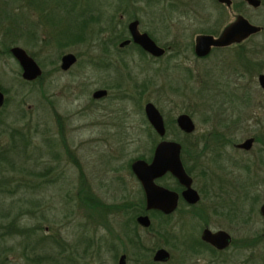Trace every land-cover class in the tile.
Segmentation results:
<instances>
[{
    "label": "rangeland",
    "instance_id": "obj_1",
    "mask_svg": "<svg viewBox=\"0 0 264 264\" xmlns=\"http://www.w3.org/2000/svg\"><path fill=\"white\" fill-rule=\"evenodd\" d=\"M4 1L0 0V90L5 89L4 103L0 106V153L11 143L6 124H28L33 141L21 154L23 157L15 151L8 155L9 160L16 162L17 170L21 166V172L10 166H5L2 171L13 179L9 181L8 191H0V213L11 211L6 217L0 216V264H55L57 256L61 264H70L68 259L73 246L76 245L80 256H84L81 249L88 243L87 264H117L121 253L127 255V264H264V218L259 214V205L264 202V183L254 178L252 183L250 176V184H243L241 180L246 170L240 166L231 165L233 167L229 168L237 180L234 187L237 192L224 203L212 204L213 199L203 198L199 205L204 211L202 216L195 213L194 217L177 220L183 215H175L172 218L171 222L178 221L173 225L177 238L174 242L166 239L162 217L150 215L154 229L145 230L136 223L138 235L130 239L137 241L138 238L140 243L131 245L126 232L136 227L130 220L133 210L129 207L107 208L101 212L100 209L94 212L95 219L92 220L93 211L84 207L77 195L81 167L86 184L104 203L129 205V201L135 198L140 204L141 190L131 175L130 163L136 158L150 159L160 140L146 120L144 103L152 101L165 119L176 117L180 112L189 113L197 126L196 135L203 126L201 111L194 104L196 75H202L206 68L214 65L216 57L229 51L198 60L189 48L185 63L192 65L193 76L190 77L181 71L165 72L163 67L171 64L166 58L143 59L135 47H126L135 61V66L130 68L131 77L123 81L120 91L111 88L105 100H94L92 91L103 83H110L111 75L102 74L96 64L89 62L90 56L97 61L101 54L97 38L99 25L87 23L85 27L79 25L77 19L82 7L95 6L98 0H89L90 4L88 0H76L66 7L60 0L59 10L62 7L67 9L66 14L59 11L58 16L57 13L54 15L55 27L39 21L36 9H23L20 5L9 7ZM99 1L113 3V0ZM147 1L121 2L128 14L133 9V2L138 3L143 28L156 31L161 43L177 39L186 45L190 41L192 45L195 35L209 33L210 29L218 34L237 13L264 27V0L256 8L243 0H233L232 9L215 0H151L152 6L147 5ZM71 7L75 9L74 13ZM163 17L166 20L163 21ZM80 26L85 27L86 32L80 37H72ZM92 34L95 38L91 42L88 37ZM16 45L24 48L42 69V74L34 81L28 82L21 77V68L10 52V48ZM247 46L250 62H263L264 29L261 35L251 37ZM7 48L9 52L5 50ZM66 52L74 53L77 62L64 72L59 69V62ZM260 72H264V68L258 72L251 69L249 73L251 97L247 101L249 118L244 127L249 133L257 129L254 120L260 119L264 124V90L257 84ZM136 84H143V89ZM118 92H121L120 96ZM19 110H24L27 116L18 119ZM166 138L187 148L184 156L196 174L198 168L193 166L195 150L192 148L194 137L186 138L174 131ZM68 153L74 154L79 167ZM230 155L233 161H242L241 153L232 152ZM253 162L250 160V174L264 175V168L253 166ZM45 168H49L45 177L29 173V170L44 171ZM24 181L38 182L42 186L24 189L21 185ZM30 199L38 202L31 203ZM222 203L225 208L221 207ZM13 219L16 228L22 229L24 234L15 232L16 228H12L14 231L9 234H2ZM205 223L211 229H224L231 235L232 243L227 249L219 253L200 245L199 235ZM158 247L169 249L172 260L153 262L152 254ZM78 259L82 261L81 257Z\"/></svg>",
    "mask_w": 264,
    "mask_h": 264
},
{
    "label": "flooded vegetation",
    "instance_id": "obj_2",
    "mask_svg": "<svg viewBox=\"0 0 264 264\" xmlns=\"http://www.w3.org/2000/svg\"><path fill=\"white\" fill-rule=\"evenodd\" d=\"M75 1L76 0H62V2L60 0L58 1L57 0H5L4 3L9 5V7L10 5L13 6L20 5L23 9L25 8L36 9L37 10L36 13L39 17V21L48 23L50 24V26L55 27L57 25V21L55 20L54 15L57 13L58 16L59 11H62V13L66 14L65 9H67L62 7L59 10L58 7L59 2L62 3L61 5H64L66 7V6H71V4L75 3ZM121 1L123 0L120 1L113 0V3L111 2L112 4H108V3L106 4L105 2L98 0L96 1L95 6L82 7V9L78 13V15H80L79 16L80 18L77 19L79 25H85V27L87 23L99 25L100 30L97 38L100 41L98 49L101 51V54L99 55V57H97V61L96 58L90 56L89 62L96 64L101 69L102 74H110L111 77L109 79L110 81L112 80L110 83H103L100 88H96L92 91L91 96L92 99L94 100H105L109 96V91L111 88H117L120 91L124 83L123 81L126 79L128 80V76L131 77L130 68L133 65L135 66V61L131 56V54H129L128 51L125 50L126 47H130V46L135 47L138 50V52L141 54V58L143 59L150 58L151 61H153V60H160L166 58L167 63H171V64L167 65V67H163L165 72L172 70L181 71L184 72L185 74H189L190 77L193 76L192 65L190 63L187 64L185 63V58L187 57L186 51L189 48L191 49L193 56L198 60L207 59L209 56H213L218 52L223 53L229 51L228 54H223L220 57L218 58L216 57L213 60L214 65L210 67L212 70H210V68H206L203 71L202 75L195 74L196 76H198V79L197 77L195 78L196 86L195 88H193L195 90L194 104L195 106L199 107V110L201 111L199 112L203 119V126H201V129L197 131L196 135L194 133L196 132L197 126L189 113L180 112L179 114L176 115V117L165 119L163 113L158 108L159 112L162 115L164 127H165V132L163 137H159L160 140L167 139L166 138L167 135H170L174 131H177L178 133H182L186 138L194 137L192 141L194 146L192 148L195 150L193 155V159H194L193 166L198 168L196 174L195 172L194 173L192 172L193 168L190 167L189 165L190 162L188 161V158L184 156L185 153L187 152V148L184 149V147L179 142L178 143L180 144L179 156L182 166L185 172L191 178L190 186L194 191H196L198 199L193 203L189 202L183 194L184 191L186 190V186L181 184L180 181L170 171H166L163 175L156 177L154 181L156 184L161 185L164 188H167L168 190H171L177 194V201L175 207L167 212L158 209H146V197L144 190L138 178L131 169L132 162L130 163L131 175L139 183L141 190L140 200H142L144 203L142 208L140 207L137 208L136 205L134 206L135 222L137 223L138 227H141L142 229L146 230L149 229L153 223L150 215L161 216L163 220L164 230L166 233L165 234L166 239L169 242L170 241L174 242L177 240V238L173 231V225L177 224L178 223L177 220L182 219V217L185 216L194 217L197 214H200L201 212L204 213L203 209L199 207V205L202 203L203 198L213 199L212 204H216L219 201L224 203L225 200L228 199L232 193L237 192L234 189L235 184L237 185V180L229 171V168L233 167L231 165H234L235 167L240 166L241 168H244L246 170L244 177L241 180L243 184L244 183L250 184L249 182L250 176L252 177L251 178L252 183H253L252 181L253 178L258 182L264 183V175L261 176L256 173L251 175L249 170L250 160L254 161L252 163L253 166L258 165L262 170L264 168V124L260 119H259L260 121L254 120V122L257 124V129L255 131H251L253 133H249V129L245 130L244 128L249 118V107H248L249 104L247 103V101L250 100L251 97V94L248 90V87L250 85L249 73L251 69L258 72V70L260 71L261 68H264V64H263L264 61L261 62L257 60L252 63L250 62L249 47L248 46L246 47V45L248 44V41L250 40L251 37L256 35H261V31H263L264 27L259 25L261 27V30L259 32L251 34L247 38L242 39L241 41L232 42L224 46H212L208 54L200 56L195 53V38L198 34L195 35L192 45L190 44V41H188L186 45L183 40H177V39H174L168 43H163V42L161 43V41L158 40L155 34L156 31L154 33L153 30L149 31L143 28L142 16L138 12L141 11V7L136 5L138 3L134 4L133 2V6H132L133 9L132 11H130V14H128L125 4H123ZM150 1L151 0L147 1L146 4L152 6L153 3ZM215 1L217 2V0ZM243 1L248 4L246 0ZM260 1H261L260 2L261 5L262 0ZM89 2L90 1L88 0V3ZM219 4L225 5L223 3H219ZM234 5L235 4L233 0H231L230 6L225 5V7H227L228 9H232ZM71 8H72V13H74L75 9L73 7ZM238 14L241 13H237L236 15ZM125 15H127V17ZM164 20H166L165 17H163V21ZM231 21H229L227 24H229ZM132 24L135 25L134 27L137 29V31H139V33H146L158 46H160L163 49V52L156 55L145 50L140 44L136 43L133 40V35L131 33ZM85 27H83L84 32H86V30H84ZM215 32L216 31H214V33H206V34H212L214 36H217L220 33L219 32L218 34H215ZM199 34H203V33H199ZM94 38H95L94 34L88 37L89 41L94 40ZM232 49H236V50L234 51ZM67 53H72V52L63 53L60 57V62H59V69L64 72L68 71L77 62V56L73 53L76 57L75 62L68 69H63L61 67L62 64L61 58L63 55ZM121 74H123L124 76L122 77ZM260 74H264V72L258 73L257 84L259 88L264 90V86L259 81ZM136 86L141 87L144 85L136 84ZM141 89L143 88L141 87ZM97 90H105V93L102 96L95 98L93 97V93ZM117 94H119L120 96L121 92H118ZM147 102H152V101H146L144 105ZM143 111H144V107H143ZM183 113L188 114L191 117L194 124V129L192 131H185L179 127L177 123V118L180 114ZM144 115H145V111H144ZM147 122L149 123L148 120ZM149 125L152 128V131L156 133L150 123ZM111 132H114V129H111ZM249 139L251 140L250 146L247 147L241 146L245 141ZM167 140H171V139H167ZM255 145H257L256 149H255ZM232 152L241 153L242 161L241 162L233 161L232 156L230 155ZM152 155L150 159L148 160L145 159V160L149 162L152 158ZM250 156H252V158H250ZM245 190L246 189H244V192H246ZM129 202L137 204V200H135V198L133 200H130ZM223 203L222 206L220 205L221 207L225 206ZM263 204L264 202H262L259 205V214L264 218V216L261 214L260 211V208ZM195 213L197 214L194 215ZM140 215H147L149 217L150 224L148 227H144L138 223L137 218ZM175 215H183V216L171 222L172 218ZM200 215L202 216L203 214L201 213ZM205 229H210L213 232L219 229H215V230L211 229L205 223L204 225L202 224V228L199 235L200 240L203 243L208 244L211 247L215 248L212 244L202 239V233ZM133 233L134 232H129V236H132ZM137 235L138 232H136V236ZM263 235H264V230H263ZM231 243H232V237L230 235V243L226 247V249L230 246ZM158 248H156L153 251L152 254L153 262L167 263L172 260L170 250L165 247H162L168 251L169 257L164 261H155L153 257L155 251ZM125 256L127 263V255L125 254Z\"/></svg>",
    "mask_w": 264,
    "mask_h": 264
},
{
    "label": "water",
    "instance_id": "obj_3",
    "mask_svg": "<svg viewBox=\"0 0 264 264\" xmlns=\"http://www.w3.org/2000/svg\"><path fill=\"white\" fill-rule=\"evenodd\" d=\"M249 5L256 8L260 5V0H246ZM230 6L231 0H217ZM131 25V33L133 40L140 44L145 50L160 54L163 49L158 46L146 33H139L137 29ZM261 30L259 25L251 23L246 17L241 14L235 16L234 20L227 24L219 33L214 36L212 34H198L195 38V53L203 56L209 53L212 46H224L232 42H238L247 38L249 35L257 33ZM12 56L18 61L21 67V76L24 80L32 81L42 74V69L35 59L29 55L26 50L20 46H12L10 48ZM76 60L73 53H67L62 56L61 67L68 69ZM259 81L264 86V74L259 75ZM105 90H97L93 93V97L102 96ZM4 102V94L0 90V106ZM145 115L147 120L154 128L159 137H163L165 132L164 122L158 108L152 103L147 102L144 105ZM177 123L182 130L192 131L194 124L188 114H180L177 118ZM251 140L245 141L241 146H250ZM180 144L174 140L161 139L155 146L151 160L148 162L145 159L137 158L131 163V169L138 178L146 197V209H158L164 212L172 210L177 201V194L161 185L155 183L154 179L163 175L166 171H170L181 184L186 186L184 196L191 203L198 199L196 191L190 184L191 178L185 172L180 156ZM261 214L264 216V204L260 208ZM139 224L148 227L150 219L147 215H140L137 218ZM202 239L212 244L217 250L225 249L230 243V234L222 229L215 232L210 229H205L202 233ZM169 257V253L164 248H158L154 253L155 261H164ZM117 264H127L126 256L122 253L118 257Z\"/></svg>",
    "mask_w": 264,
    "mask_h": 264
},
{
    "label": "trees",
    "instance_id": "obj_4",
    "mask_svg": "<svg viewBox=\"0 0 264 264\" xmlns=\"http://www.w3.org/2000/svg\"><path fill=\"white\" fill-rule=\"evenodd\" d=\"M76 30H78V32L73 33L72 37H78V36L80 37L84 33L82 26L78 27ZM208 32L209 33H214V30L210 29V30H208ZM5 50L7 52H9L8 48L5 49ZM2 90H3V92L5 91V89H2ZM26 116H27V114L25 113L24 110H21V111L19 110L18 115H17L18 119L25 118ZM0 122H1V119H0ZM6 126L9 127L8 128V132H9V138H10V142L11 143H10V145L5 146L4 149H2L1 153H0V159H1V162H2V163H0V165H2V168H0V173H1L0 174L1 175L0 176L1 177L0 178V191H2V190L8 191L9 189H7L8 188L7 186L9 184V181L13 179V178L11 179L10 177H6L2 173V171L5 168V166H10V167H12V169L17 170L16 162L9 160V156L8 155L10 154L11 151L19 152L20 155L21 154L23 155V153H25V151L28 149V147L30 146V144L33 141V139H32L33 135L29 134V132L31 131V127L28 124L24 123V124L19 125V126H14L12 124L9 126V125L6 124ZM152 133L154 134V132H152ZM63 142L65 143V139L63 140ZM68 154L73 159L75 165L78 166V161H77V158L74 156V154H71V153H68ZM22 155H21V157H23ZM20 170H22L21 166H20V168H18L17 171L19 172ZM47 172H49V168H45L44 171H36L34 169L33 170H29V173H30L31 176L36 175V176H39V177H45ZM79 174H80V176H79V179H80L79 182L80 183H79V188H78V191H77V195L80 198L81 204L84 207H86L87 209H90V210L93 211V213L90 215V218L92 220L95 219L94 216H95L96 213H94V212H99L100 209H101V212H103L104 210H107V208L127 209L129 207L131 210L134 211V214H132L130 216V220H132L134 222L135 226H136V222H135V218H134L135 217V208H134V206L136 205V207L139 206L140 208H142L143 205H144L142 200L140 201V204L130 203L129 205L128 204H113V205H109L107 203H104L102 200L99 199V197L96 196L95 193H93V191L89 187V184H86L85 175H84V172L82 171L81 167H79ZM52 180H48V181H52ZM21 185L23 186L24 189L25 188H31L32 190L42 186V184L39 185L38 182H33V181L32 182L24 181L23 183H21ZM1 187H3V188H1ZM29 201H31V203H34V204H36V202H38V200H35V199H30ZM10 212L11 211H9V210H7V211L3 210L0 213V216L6 217V216L10 215ZM16 225H17V223H15V220L14 219L11 220L9 222L8 226H7L8 227L7 230H9V231L5 230L2 234H9L10 232H13L14 230H11V229L12 228H16ZM1 227H3V226L1 225ZM160 228H162V226ZM149 229L150 230L154 229L153 223H152V225H151V227ZM133 230H131L129 232H136V227ZM15 232H17L19 234H24L25 233L20 228H18V229L16 228ZM28 233H29V231H28ZM28 233H26V234H28ZM126 233L129 234L128 232H126ZM135 235L136 234L133 233L132 236H129L128 238L132 239L133 236H135ZM131 239H130V241L132 242L131 245H137V244L140 243V240L138 238H137V241H133ZM82 240L83 239H81L79 242H82ZM200 245H202V246L204 245V246L208 247V249H210V250H212L214 252H219V253L222 252V250H217V249L211 247L210 245L208 246V244L206 245L202 241L200 242ZM88 247H90L89 243H88V245L82 247L81 250L83 251L84 256H80V254L78 253L79 250H78L77 246L76 245L73 246V253H71V255H70L69 259H68L70 264H87V262L85 260H86V257L88 255L87 254ZM112 247L114 249H116L115 248V244H112ZM78 257L79 258L81 257L82 261L79 262ZM65 262L68 263L66 260H65ZM53 263L61 264V261L58 260V256L55 257V260H54Z\"/></svg>",
    "mask_w": 264,
    "mask_h": 264
}]
</instances>
